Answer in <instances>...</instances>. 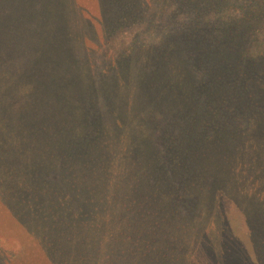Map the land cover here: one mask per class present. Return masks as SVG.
<instances>
[{
    "label": "trees",
    "instance_id": "16d2710c",
    "mask_svg": "<svg viewBox=\"0 0 264 264\" xmlns=\"http://www.w3.org/2000/svg\"><path fill=\"white\" fill-rule=\"evenodd\" d=\"M6 1L0 19L11 21L42 0ZM46 1L37 37H0V238L17 242L15 264H222L233 245L216 192L234 193L237 168L263 158L251 151L264 150L252 136L264 88L253 93L254 63L238 51L264 0L251 1L238 37L192 27L195 39L183 30L179 43L126 61L135 70L122 56L100 78L77 55L89 42L74 25L86 10ZM187 1L179 8L198 4Z\"/></svg>",
    "mask_w": 264,
    "mask_h": 264
},
{
    "label": "rangeland",
    "instance_id": "374dc122",
    "mask_svg": "<svg viewBox=\"0 0 264 264\" xmlns=\"http://www.w3.org/2000/svg\"><path fill=\"white\" fill-rule=\"evenodd\" d=\"M178 1L172 0V3L162 7V0H123L118 3V7L123 8L120 10L111 3V0H72L67 5L68 8L78 5L86 10L83 13L84 20L74 25L77 26L75 28L83 31L80 33H83V37L89 39L86 46L80 47L82 53L77 55L83 60L87 59L93 65L91 71L97 78H100L105 68L115 69L116 59L122 56H126L125 63L122 65L126 66L129 72L135 70V67L133 64L127 63L126 65V61H130L135 56H149L150 54L153 57L160 51L162 40L166 38L177 40L179 36H182L184 40L186 35L183 36L185 33L183 30L190 29L189 33L192 27L196 31L214 32L215 30L216 37L223 34L222 30L231 27V35L238 37L241 33L237 22L243 21L249 8L255 7L252 0H191L198 4L191 7L184 6L180 9ZM219 1L221 5L215 6V2ZM47 2L42 0L39 4L33 3L29 9H23L17 15L16 13L15 16L12 15L11 21L6 20L8 16L1 18L0 31L3 32L0 37L11 36L10 33L14 32V37L20 40L17 34L18 31L23 32V30H25V40L37 37L40 31L34 33L44 26L41 23L43 24L46 19L41 18L39 22L36 15L38 11L45 9ZM54 2L61 4L58 0ZM4 5L10 6L8 1L0 0L1 12H6ZM107 7L112 11L109 12L110 16H107ZM62 10L65 11V9ZM69 12H66V16L71 14L72 24L76 14L74 11ZM254 19L255 17L250 19L249 26H244L243 39L245 41L239 48L238 54H242L248 64L254 63L251 76L256 75L260 82L253 84V93L259 96L264 88V85L261 86L264 83V20L253 22ZM56 25L59 24L56 23ZM5 28L9 31H4ZM196 31L190 32L187 38L195 39L196 34L193 33ZM177 32H181L182 35ZM201 36L206 37L204 33L199 34V37ZM42 38L43 33L41 40ZM12 40L16 41L15 38ZM35 42H28V46ZM87 49L90 51L89 55L85 54ZM1 51L8 52L7 46L5 47L2 42H0V53ZM23 56H26V50ZM260 102L264 103V100ZM262 103L258 106L262 115L259 118V130L252 135L254 139H264V104ZM150 119L153 125H160V119L156 114L150 116ZM251 152L254 156L263 157L259 158L262 161L253 164L250 168L244 167V171L237 168L239 171L235 177L236 183L232 184L234 193L230 194L226 184H222V190L216 192L217 217L224 222L226 228L224 232L227 233L226 241L233 245L230 251L223 255L224 264H264V150L259 152L252 150ZM209 185L210 183L207 186ZM210 216L216 215L210 214ZM212 222L214 224V221ZM12 240L14 239L0 238V264H15L19 246ZM33 257L30 260L40 261V258H43L35 253Z\"/></svg>",
    "mask_w": 264,
    "mask_h": 264
}]
</instances>
